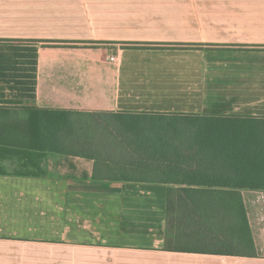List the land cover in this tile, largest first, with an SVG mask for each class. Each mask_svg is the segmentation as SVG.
I'll return each instance as SVG.
<instances>
[{"label":"crops","instance_id":"crops-1","mask_svg":"<svg viewBox=\"0 0 264 264\" xmlns=\"http://www.w3.org/2000/svg\"><path fill=\"white\" fill-rule=\"evenodd\" d=\"M0 107L264 117V0H0ZM94 166L0 158V264L2 242L57 264H264V191H241L256 256L176 252L178 187Z\"/></svg>","mask_w":264,"mask_h":264},{"label":"trees","instance_id":"trees-1","mask_svg":"<svg viewBox=\"0 0 264 264\" xmlns=\"http://www.w3.org/2000/svg\"><path fill=\"white\" fill-rule=\"evenodd\" d=\"M44 152L92 160L95 180L178 187L171 251L256 256L241 191H264V117L0 107V158Z\"/></svg>","mask_w":264,"mask_h":264},{"label":"rangeland","instance_id":"rangeland-1","mask_svg":"<svg viewBox=\"0 0 264 264\" xmlns=\"http://www.w3.org/2000/svg\"><path fill=\"white\" fill-rule=\"evenodd\" d=\"M50 229L56 231V223H51ZM1 264H57V251L41 245L2 242Z\"/></svg>","mask_w":264,"mask_h":264},{"label":"built area","instance_id":"built-area-1","mask_svg":"<svg viewBox=\"0 0 264 264\" xmlns=\"http://www.w3.org/2000/svg\"><path fill=\"white\" fill-rule=\"evenodd\" d=\"M116 59L115 56H110V60L114 61Z\"/></svg>","mask_w":264,"mask_h":264}]
</instances>
